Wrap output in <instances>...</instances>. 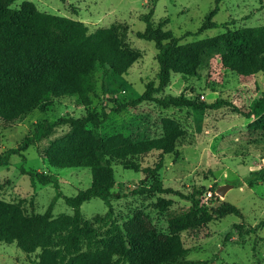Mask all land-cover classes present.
I'll return each instance as SVG.
<instances>
[{
    "label": "rangeland",
    "instance_id": "1",
    "mask_svg": "<svg viewBox=\"0 0 264 264\" xmlns=\"http://www.w3.org/2000/svg\"><path fill=\"white\" fill-rule=\"evenodd\" d=\"M23 1L34 3L40 11L82 21L88 31L115 26L122 43L138 53V58L122 74L120 87L108 83L103 91L98 78L95 93L90 94V107L101 115L105 113L96 130L102 138L122 133L133 141H141L160 137L167 125L180 130L171 153L152 150L130 158L124 165L113 160L112 190L147 187L160 180L164 187L175 191H201L200 203H206L204 196L211 192L210 200L232 204L241 215L227 214L202 227L181 231L179 238L187 250L185 259L207 264H264V181L251 187L243 182L250 172L264 165V131L252 127L255 119L234 112L230 106L199 110L143 101L118 109L119 104L141 95L148 82L158 85L154 43L136 36L145 27L141 16L152 8V20L163 22L164 31L171 32L180 45H190L198 54L188 71L169 68L162 90L153 96L162 100L181 96L198 102L223 99L248 111L264 95V72L241 76L225 68L221 63L223 47L219 35L227 28L263 25L264 0H222L212 17L216 27L198 34L195 32L215 0H16L13 5ZM73 100L65 97L40 105L14 124L0 122V152L15 147L38 122L84 116V108L74 105ZM63 137H73L68 126L56 128L48 138L28 147L24 159L12 156L6 166H0V200L19 204L27 214H42L57 191L72 196L87 188L91 184L90 168L52 167L42 157L51 142ZM157 162H161L160 169L148 176ZM20 167L42 172L50 177V183L32 185ZM224 184L233 186L224 196H218L216 189ZM159 198L168 201L166 209L157 206ZM109 202L113 218L121 227L139 217L161 234H169L170 216L186 212L190 206L189 201L173 193L136 192L111 198ZM106 211V203L98 198L80 206L85 220L103 216ZM60 213L72 214L62 196L55 199L52 207L53 217ZM39 253L37 249L26 254L15 243L0 241V264H35Z\"/></svg>",
    "mask_w": 264,
    "mask_h": 264
},
{
    "label": "trees",
    "instance_id": "2",
    "mask_svg": "<svg viewBox=\"0 0 264 264\" xmlns=\"http://www.w3.org/2000/svg\"><path fill=\"white\" fill-rule=\"evenodd\" d=\"M15 1L0 0V122L14 124L38 106L65 97H72L73 104L82 106L85 115L38 122L15 147L0 152V166H6L12 156L24 159L28 147L48 138L56 128L68 126L73 137L51 142L42 157L52 167L90 168L91 184L72 196H63L57 191L42 214H27L19 204L0 200V241L15 243L26 254L39 249L35 264H207V261L185 259L187 250L179 233L202 227L227 214L240 216L235 206L218 200L200 203L201 191H175L164 187L160 180L147 187L137 185L122 192L112 190L113 160L124 165L130 158L152 150L171 153L180 135V130L172 125H167L160 137L141 141H133L122 133L102 138L96 131L105 117V113L101 115L90 107V94L95 93L97 79L103 91L108 83L120 87L122 74L138 58V53L122 43L115 26L88 31L82 21L40 11L29 1L14 6ZM221 1H214L195 34L216 27L212 17ZM152 14L151 8L141 16L145 27L136 36L154 43L158 85L148 82L141 95L119 104L118 109L143 101H153L162 107L185 106L199 110L230 106L246 118L253 117L252 127L264 131V95L248 111L223 99L198 102L181 96L167 100L153 96L162 90L169 68L188 71L196 63L198 54L190 45H180L178 38L162 29L163 22L152 20ZM219 40L223 47L221 63L225 68L241 76L264 72V24L227 28ZM160 167L161 162H157L148 176ZM20 172L29 177L32 185L50 183V177L42 172L23 167ZM259 181H264V165L243 180L250 187ZM53 185L58 189L56 181ZM136 192L173 193L189 201L190 206L186 212L170 216L169 234L158 233L139 217L121 227L113 218L109 200ZM59 196L72 210L71 215L52 216L53 203ZM92 198L104 201L107 211L103 216L85 220L80 206ZM157 206L164 210L168 201L159 198Z\"/></svg>",
    "mask_w": 264,
    "mask_h": 264
},
{
    "label": "water",
    "instance_id": "3",
    "mask_svg": "<svg viewBox=\"0 0 264 264\" xmlns=\"http://www.w3.org/2000/svg\"><path fill=\"white\" fill-rule=\"evenodd\" d=\"M232 186H233L232 184H224V185H220V186H218L217 189H216V194H217L218 196H224L225 192H226L228 189L232 188Z\"/></svg>",
    "mask_w": 264,
    "mask_h": 264
},
{
    "label": "built area",
    "instance_id": "4",
    "mask_svg": "<svg viewBox=\"0 0 264 264\" xmlns=\"http://www.w3.org/2000/svg\"><path fill=\"white\" fill-rule=\"evenodd\" d=\"M212 195H213V193H211V192H207L205 194L204 197H205L206 203H204V204H209L210 203V199H211Z\"/></svg>",
    "mask_w": 264,
    "mask_h": 264
}]
</instances>
